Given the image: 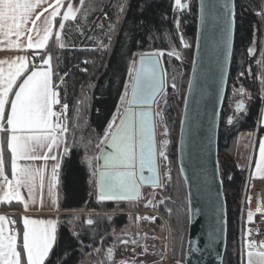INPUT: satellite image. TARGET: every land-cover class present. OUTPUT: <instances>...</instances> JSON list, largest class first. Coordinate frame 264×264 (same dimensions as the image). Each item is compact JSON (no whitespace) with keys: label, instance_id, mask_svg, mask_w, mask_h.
<instances>
[{"label":"trees","instance_id":"1","mask_svg":"<svg viewBox=\"0 0 264 264\" xmlns=\"http://www.w3.org/2000/svg\"><path fill=\"white\" fill-rule=\"evenodd\" d=\"M61 20L58 16L55 33ZM197 23V0H190L188 8L183 10L177 8L176 0H85L76 19L65 22L60 41L64 47L57 46L54 33L42 51L52 58L56 90L61 103L69 106L68 150L57 173L60 210L57 236L45 264H81L96 248L104 251L112 246L116 241L114 231L127 224L128 213L115 211L123 210L125 201L97 200V178L90 175L86 154L93 152L96 162L104 146L100 139L117 111L120 96L126 86L129 93L131 91L128 77L131 61L141 53L157 51L165 53L162 64L167 99L156 119H160L168 131L164 156L170 167L169 180L163 187L165 199L158 210L171 225L172 254L178 251L185 259L190 219L187 187L178 165V139ZM263 38L264 0H236L234 52L219 132L221 176L224 187L229 185L233 189L226 198L228 236L224 264H242L239 228L247 169L239 167L235 159L243 132H257V141L264 136V126L259 123L264 106L263 67L262 63H257L262 61ZM249 48L254 49L252 54ZM169 52L178 55L169 56ZM32 65H36L33 60ZM240 89L244 93L240 96L244 107L235 110L236 101L231 98V91L240 94ZM4 157L9 170L11 158L6 142ZM231 175L234 178L229 182ZM14 205L18 204H4L2 209L8 210ZM86 211H92V224L87 223L90 219L82 213ZM19 230L22 237V224Z\"/></svg>","mask_w":264,"mask_h":264},{"label":"snow or ice","instance_id":"2","mask_svg":"<svg viewBox=\"0 0 264 264\" xmlns=\"http://www.w3.org/2000/svg\"><path fill=\"white\" fill-rule=\"evenodd\" d=\"M45 0H0V36L8 40L9 47L20 48L19 38L26 33L35 31L36 36H27V48H44L50 37L53 35L52 25L54 18L59 13L62 0H56V6L49 16L43 18L42 34L40 25L43 12H37L43 7ZM81 4L83 0H80ZM176 4L181 5V0H176ZM51 7V5H49ZM68 10L63 13V19L59 22V29L65 28L64 21L70 18L75 19L73 5L68 4ZM207 5L201 3V20H206L205 10ZM76 11H79L77 9ZM29 23L32 25L28 27ZM226 43L230 42L231 29L226 25ZM15 36L16 40L10 38ZM60 32L55 33V42L58 47L63 48L60 42ZM253 48H249L252 54ZM162 51L152 54H140L139 62L133 60L129 67V77L131 91L125 88V93L120 96V104L117 111L105 129L104 136L100 139V144L107 145L108 149L103 151L97 160L102 159L103 164H97L96 171L92 174L98 175L96 180L97 200L112 201L136 199L139 197V185L137 183V167L139 168V180L150 183L153 187L161 186L159 175L155 163L154 150V129L152 112L145 107L155 102L156 96L164 90V71L160 68L159 57L164 55ZM169 56L178 55L175 52L167 53ZM264 55V54H262ZM227 57H225L226 59ZM51 56L42 58L43 65L47 66L38 69L33 65L31 69L26 63L27 57L19 56L9 64V69L5 75V70L0 67V143L6 137L7 149L11 153V176L12 180L5 175V162L0 156V178L8 187L4 192V199L16 201L23 200L20 194L21 188L28 190L29 197L39 187L42 191L45 176L40 168H34L30 161L56 160L51 155L52 148L59 147L64 142V134L68 131V125L64 122V113L68 109V104H61L60 94L56 90L58 85L53 81L54 73L51 68ZM18 61V62H17ZM6 61H0V64ZM137 63L139 67H137ZM262 63V61L257 62ZM241 76L244 73L240 74ZM22 78V82L17 85V80ZM223 79V68H221V80ZM14 85L16 89L14 91ZM193 81H189L191 90ZM175 88V84L172 85ZM239 91L243 92V89ZM10 94L13 98L9 99ZM187 103V99H186ZM60 105L61 111H54V105ZM242 102L237 104L239 109ZM123 107V111L121 108ZM119 123H116V120ZM182 127L185 121H182ZM164 145L168 141L162 142ZM99 147V144L97 145ZM47 152H43V149ZM68 149L65 148V151ZM160 156L165 153L161 151ZM166 158V157H165ZM18 161H25L20 164ZM257 172L264 173V140L259 143V161L255 165ZM59 168V163L52 166V180H55ZM145 168L151 173L144 175ZM39 179V185H37ZM91 183V181H90ZM49 196H52L51 182H49ZM250 199V198H249ZM52 204L56 200L52 199ZM33 203L35 200L33 199ZM163 203V201H160ZM151 204V201H149ZM41 206L43 200L41 199ZM147 206V205H146ZM25 209L28 205L25 203ZM259 211V209H257ZM248 221L252 222L253 212H248ZM137 219H140L137 217ZM145 219H155V217H145ZM7 217L0 215V264H45L46 258L50 255L56 240L55 220H33L24 217L22 237L19 233L4 234L3 222ZM15 223V221H11ZM92 224V220L87 221ZM47 225L46 227H40ZM247 235H251V230H246ZM18 237L20 241L18 243ZM122 243L128 241L122 240ZM247 248L254 249L247 252L246 264H264V242H260L258 250L255 241H250ZM108 257L114 253L113 248L107 250ZM124 264V262H121ZM243 264V262H242Z\"/></svg>","mask_w":264,"mask_h":264},{"label":"water","instance_id":"3","mask_svg":"<svg viewBox=\"0 0 264 264\" xmlns=\"http://www.w3.org/2000/svg\"><path fill=\"white\" fill-rule=\"evenodd\" d=\"M197 1V33L189 77V81H193V86L190 90L188 83L181 119V122L185 121V123L183 127L182 123L180 125L178 139V165L187 187L190 219L185 264H224L228 213L219 163V132L234 52L236 0H203V3L207 5L206 20L203 22L201 20L202 0ZM226 25H230L231 29L229 43L225 42ZM133 60L139 62L140 55ZM159 61L160 68L164 71L161 57ZM137 67H139L138 63ZM221 68H223L222 80ZM162 92L156 96L154 103L145 106L150 108L151 119L155 125V163L160 183L154 106ZM243 107L242 102L239 109ZM239 109L235 107V110ZM106 150L110 149L104 144L98 157ZM97 164L102 165L103 160H97ZM144 175H151L147 168L144 170ZM136 179L140 193L138 198L112 201H141L143 187L154 188L150 183L139 180L138 167Z\"/></svg>","mask_w":264,"mask_h":264},{"label":"rangeland","instance_id":"4","mask_svg":"<svg viewBox=\"0 0 264 264\" xmlns=\"http://www.w3.org/2000/svg\"><path fill=\"white\" fill-rule=\"evenodd\" d=\"M189 3L190 0H181V5H183V7L177 4L176 5L178 9L183 10L188 8ZM58 32H60V36H62V30H59ZM253 48H255V45H253ZM160 57L162 59V56ZM166 88L167 81L165 75V88L156 100L154 106L155 116L166 103ZM241 95L244 96V93L242 92L240 94H234V91H231V98L234 97L236 101L235 107L240 102ZM64 117V122L67 124L68 109L65 112ZM156 128L158 153H160L161 151L165 153L166 145H164L162 142L168 141L167 128L160 119H156ZM248 136H250L249 133H245L244 135L241 134L239 139V145L241 146V148L245 145L246 141L248 142ZM258 141L257 138H254L253 141L250 140L246 147L247 149L245 148L246 159H249L250 156L249 152L251 149V143H253L252 151H254L256 149ZM94 157V153L89 151L86 154V163L91 177L97 178V176H94L92 174L96 171L97 166V160L95 162ZM235 161L237 162V157ZM159 165L161 186H157L148 190V193L143 196L141 201H127L123 210H115L125 211L128 213L127 224L121 229L114 231L116 241L112 246L108 247L104 251H100L99 248H96L93 252L87 254L84 257L81 264H121V262H124V264H185V259L183 258V255H179L178 251H174L175 254H172L171 225L168 221V218L165 215L160 214L158 210L160 201H163L165 199L163 187L165 183L169 180L170 171L169 163L165 156L159 155ZM149 201H151V204H149ZM116 204L117 206H119V203ZM110 212H114V210H111ZM82 213L86 214V217L92 220V211H86ZM137 217H139L140 219H137ZM145 217H155V219H145ZM119 238L123 239L118 240ZM122 240H126L128 242L122 243ZM109 248L114 249V253L111 258L108 257L107 253V250Z\"/></svg>","mask_w":264,"mask_h":264},{"label":"crops","instance_id":"5","mask_svg":"<svg viewBox=\"0 0 264 264\" xmlns=\"http://www.w3.org/2000/svg\"><path fill=\"white\" fill-rule=\"evenodd\" d=\"M85 0H83L84 2ZM71 3L73 5V11L75 12V16L77 17L79 11H76L77 9L80 10L81 8V2L80 0H62V4L59 9V13L57 15L61 16L63 19V13L68 10V4ZM51 5V7H49ZM56 6V0H45L43 3L42 8H38L36 11L37 12H42L43 9H47L46 12H43V16L41 17V20L38 21L37 23L40 25L41 29V34H42V28H43V18L47 17L50 15L52 12L53 8ZM56 18L53 20V25H52V31L53 34L56 31ZM76 19V18H75ZM70 18L69 20H75ZM67 20V21H69ZM66 21H64L65 23ZM29 28L32 27V25L29 23L28 25ZM61 29H57V32ZM31 34L33 37L36 36L35 31L31 33H26L25 35L21 36L19 38L21 42V47L16 48V47H9L8 45V40L5 39L4 37L0 36V61H6L3 64H0V67H3L5 70V75L7 74V71L9 69V64L12 63V61H15L17 57L19 56H25L27 57L26 63L28 64V68H32V60L36 64L38 69H43L47 66L43 65L42 58H47L49 55H43L42 51L46 49L48 46L50 40L52 37H50L48 43L45 45L44 48H32L29 49L27 48V36ZM53 36V35H52ZM11 40H16L17 38L15 36H12L10 38ZM255 49V48H254ZM264 54V50H263ZM37 58H39V61L37 62ZM18 62V61H17ZM262 67H263V72L261 75V81L264 85V55H262ZM51 68L53 71V65H52V60H51ZM54 73V71H53ZM53 81H54V76H53ZM22 82V78L17 80V85ZM14 85V91L16 89V86ZM263 97H264V89H263ZM13 98V94H10L9 99ZM57 106L54 105V111L57 112ZM65 114V113H64ZM260 125L264 126V106L262 108L260 120H259ZM245 133H249L250 136L247 137L248 142L246 141L245 145L241 148L239 145L238 148V156H237V162L236 164L241 167L247 169V183L252 182L255 179H264V173H259L256 170V163L259 161V143L261 140H264V136H262L258 144L256 145V149L253 150V143H251L250 147V156L249 159H246L245 157V148L247 147L248 143L250 140H254V138H257V132H243L242 134L244 135ZM0 137H4L3 133H0ZM4 142H6V137L3 140V143H0V156H2L4 162H5V157H4ZM65 148L66 146V133L64 134V142L60 144V146L53 147L51 151V155L56 157V160L48 159V160H43L39 159L36 161H30L27 163H31L34 168H40L43 171V174L45 176V182H44V187L43 190L41 191L39 187L33 192L32 197H29L28 190L26 188H21L20 189V194L23 197V200L21 201H16L15 199L8 200L4 199V192L8 191L7 185L4 183L3 179L0 178V215H4L7 217V220L3 222L4 224V234L8 235L9 231L11 233H19V226L22 224L24 226V217H28L29 219L33 220H43V221H48V220H55L56 221V232L55 235L57 236V229H58V221H59V215H60V210L58 208V199H57V175L55 180H52V166L53 164L62 162V159L65 154ZM247 149V148H246ZM10 151V150H9ZM43 152H47L48 150L45 148L42 150ZM242 151V152H241ZM247 156V154H246ZM10 158H11V153H10ZM18 163L23 164L26 163L25 161H18ZM59 169V168H58ZM58 169L56 172L58 173ZM5 175L8 176L9 180H12L11 176V160H10V167L9 170L6 167V162H5ZM49 182H51V191H52V196H49ZM37 185H39V179H37ZM33 199L35 200V203H33ZM41 199L43 200V206H41ZM52 199L56 200V204H52ZM15 203L18 204L17 206L14 205L13 208H10L8 210L2 209V206L4 204H11ZM27 203L28 207L25 209L24 205ZM17 218V227L15 231L11 230L12 227V219ZM47 225H42L40 227H46ZM19 239V237H18ZM56 241V240H55ZM55 244V243H54ZM257 248L256 250H258ZM254 249H249L247 246H242V262L243 264H246L247 260V252L248 251H253ZM47 259V258H46Z\"/></svg>","mask_w":264,"mask_h":264},{"label":"built area","instance_id":"6","mask_svg":"<svg viewBox=\"0 0 264 264\" xmlns=\"http://www.w3.org/2000/svg\"><path fill=\"white\" fill-rule=\"evenodd\" d=\"M39 61V58L36 60ZM61 111V106L58 104L57 112ZM234 178L231 175L229 182ZM149 188H143V196L148 193ZM226 198L233 193V189L228 185L224 187ZM250 198V199H249ZM259 209V211H257ZM253 212L252 222L248 221V212ZM240 228H239V244L242 250V246H247L250 241H255L258 248L260 242H264V179H255L252 182L246 184V188L242 198V207L240 214ZM11 230L15 231L17 225V218H13ZM251 230V235H247L246 230Z\"/></svg>","mask_w":264,"mask_h":264}]
</instances>
